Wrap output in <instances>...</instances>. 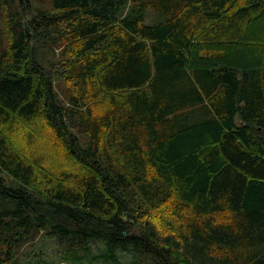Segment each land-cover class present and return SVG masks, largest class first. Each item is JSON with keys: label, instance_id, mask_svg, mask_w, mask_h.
I'll return each instance as SVG.
<instances>
[{"label": "trees", "instance_id": "obj_1", "mask_svg": "<svg viewBox=\"0 0 264 264\" xmlns=\"http://www.w3.org/2000/svg\"><path fill=\"white\" fill-rule=\"evenodd\" d=\"M44 2L0 0V264H264V0Z\"/></svg>", "mask_w": 264, "mask_h": 264}, {"label": "rangeland", "instance_id": "obj_2", "mask_svg": "<svg viewBox=\"0 0 264 264\" xmlns=\"http://www.w3.org/2000/svg\"><path fill=\"white\" fill-rule=\"evenodd\" d=\"M34 6L40 5L41 7L46 6L45 2L42 3V0H31ZM11 11H14L15 4H12L10 7ZM3 18L5 17V14H2ZM24 19L27 18L26 12L23 14ZM145 23L149 24L150 19L146 17ZM6 38L7 35L5 33V26L2 20H0V48L1 45L4 43L6 44ZM39 54L38 58H40V62L45 68L54 67L52 71L56 70V76H54V85L55 90H57L58 94L60 96H63V94L66 92L65 86L69 85V81L66 79L67 75V67L70 66L71 62L69 60V57H64L61 55V44L54 43L52 45L46 44L43 47H39ZM65 167V166H63ZM42 241L39 243L34 244L33 248L25 247L23 249H20L17 255V263L21 264L24 257H27L29 255L34 256L36 253L39 252V250L42 249L43 257H45L48 261L51 262H58L59 260L64 259V255L62 252H57L58 244L48 236H41ZM34 254V255H33ZM121 262L122 264H128L131 262V260L134 258V255L132 252H125L121 253ZM68 259H71L72 261L74 258H72L70 255L67 256ZM141 257L134 258L132 260V264H147L145 261H141ZM75 263H83L86 264V260H74ZM54 264V263H53ZM62 264V263H60ZM130 264V263H129Z\"/></svg>", "mask_w": 264, "mask_h": 264}]
</instances>
